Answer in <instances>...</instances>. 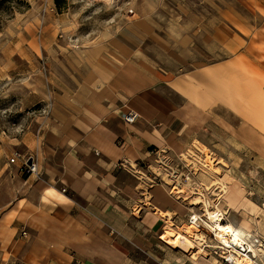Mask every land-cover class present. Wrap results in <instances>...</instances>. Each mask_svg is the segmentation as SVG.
I'll list each match as a JSON object with an SVG mask.
<instances>
[{"label":"crops","instance_id":"obj_1","mask_svg":"<svg viewBox=\"0 0 264 264\" xmlns=\"http://www.w3.org/2000/svg\"><path fill=\"white\" fill-rule=\"evenodd\" d=\"M234 1L211 4L205 16L187 9L192 22L183 16L170 23L153 11L140 17L137 8L120 30L60 54L50 114L30 148L41 173L31 176L39 204L51 207L54 221L88 214L131 237V224L114 208L138 201L140 211L131 214L143 231H153L164 220L160 213L174 220L183 213L162 186L151 188L147 203L134 179L132 171L155 152L181 153L223 112L236 120L225 124L264 143V0ZM130 112L138 118L129 125L123 116ZM98 244L90 256L82 245L64 251L50 244L48 259L33 264L129 260L116 245Z\"/></svg>","mask_w":264,"mask_h":264},{"label":"rangeland","instance_id":"obj_2","mask_svg":"<svg viewBox=\"0 0 264 264\" xmlns=\"http://www.w3.org/2000/svg\"><path fill=\"white\" fill-rule=\"evenodd\" d=\"M225 2L238 3L0 0V264L47 260L50 244L64 251L82 245L90 256L100 246L98 242L123 250L130 260L125 264H223L214 249L220 244L208 230L200 231L206 244L196 245L191 252L175 249L161 239L167 229L186 234L188 217L205 215L207 206L211 211L227 212L223 223H232L257 249L254 264H264V143L257 145L250 133L236 131V120L226 112L198 137L185 142L181 153L155 152L152 161L132 171L144 188L147 203L151 188L162 186L164 197L179 202L178 210L183 213L178 220L173 215L161 217L164 220L157 229L145 232L131 214H138L139 202L134 206L122 201V208L114 209L124 223L131 224V237L117 234L88 214L75 213L64 223L54 221L58 215L51 207L39 204L37 180L31 177L35 175L22 170V161L10 162L16 153L34 157L30 148L49 117L51 93L60 80L54 72L61 68L64 61L59 56L66 49L84 48L102 33L120 30L137 8L140 17L153 11L163 21L175 23L183 16L191 20L187 9L205 16L206 7ZM223 119L234 124H225ZM196 202L201 203L194 205Z\"/></svg>","mask_w":264,"mask_h":264},{"label":"bare ground","instance_id":"obj_3","mask_svg":"<svg viewBox=\"0 0 264 264\" xmlns=\"http://www.w3.org/2000/svg\"><path fill=\"white\" fill-rule=\"evenodd\" d=\"M199 203L201 202H196L193 204L197 205ZM209 208L210 207L207 206L205 209V216L207 219L206 224L210 231L215 234L216 240L219 242V244L228 248H233L234 253L231 254V258L234 260L235 264H252L253 257L257 256V254H255L257 249L255 250L253 248L254 246L251 244V242L247 241L232 223H223L227 212H222L219 210L211 211ZM159 215L162 218H168L170 216V214L164 213H160ZM162 240L167 245L175 249H182L185 252H191L195 250L196 245L202 247L203 243L206 242L200 231L192 226L188 227L186 234H181L179 232L177 233L172 229H167L165 234L162 236ZM246 245L248 250H246V253L241 254L239 248H245Z\"/></svg>","mask_w":264,"mask_h":264},{"label":"built area","instance_id":"obj_4","mask_svg":"<svg viewBox=\"0 0 264 264\" xmlns=\"http://www.w3.org/2000/svg\"><path fill=\"white\" fill-rule=\"evenodd\" d=\"M137 118H138V115L136 113L130 112V113L125 114L123 116V121L126 124L130 125V124H134L137 121ZM29 160H32L31 165L28 164ZM18 161H22V163H23L22 170L24 172H26L30 175H35V176H39L41 174L38 161L34 157H31V156L26 157V156H23L19 153H16L13 156V158H11L10 162L12 164H17ZM64 191H66V190H64ZM188 224H189V226H192L201 232L203 230L210 231V229L207 227L206 216L204 214L203 215L191 214L188 217ZM210 233L213 234L215 237V234L213 232L210 231ZM206 242H207V240H206ZM206 242H205V244H206ZM220 246H219V248H214V249H215V254L219 255V257L222 260V263L223 264H235L234 260L231 258V254L234 253L233 248H228L224 245H220ZM206 247H209V249H213V248H210L209 244H207ZM239 249H240L241 254L246 253V250H248L247 245L245 248L242 247ZM253 258L255 259V256ZM252 264H254V261Z\"/></svg>","mask_w":264,"mask_h":264},{"label":"water","instance_id":"obj_5","mask_svg":"<svg viewBox=\"0 0 264 264\" xmlns=\"http://www.w3.org/2000/svg\"><path fill=\"white\" fill-rule=\"evenodd\" d=\"M28 164L31 165L32 164V160H29Z\"/></svg>","mask_w":264,"mask_h":264}]
</instances>
